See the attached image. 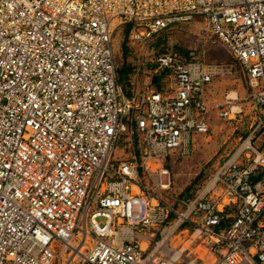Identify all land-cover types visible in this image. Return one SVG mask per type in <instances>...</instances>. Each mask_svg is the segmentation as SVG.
Segmentation results:
<instances>
[{"label": "built area", "instance_id": "2783aa9c", "mask_svg": "<svg viewBox=\"0 0 264 264\" xmlns=\"http://www.w3.org/2000/svg\"><path fill=\"white\" fill-rule=\"evenodd\" d=\"M197 22V53L144 54ZM125 31L131 70L151 81L165 69V87L119 82L113 43ZM216 39L231 62L200 54ZM234 61L253 126L174 208L162 159L207 132L206 85L235 76ZM263 121L264 0H0V264H67L83 248L86 264H264ZM120 135L137 155L112 159Z\"/></svg>", "mask_w": 264, "mask_h": 264}, {"label": "rangeland", "instance_id": "374dc122", "mask_svg": "<svg viewBox=\"0 0 264 264\" xmlns=\"http://www.w3.org/2000/svg\"><path fill=\"white\" fill-rule=\"evenodd\" d=\"M198 31L199 28L197 26H192L189 23L174 24L173 28L168 32L150 39L144 45V54L146 56H152L156 52L171 48L174 50H177L176 48L181 50H193L197 53ZM216 41L219 42L217 39ZM204 44L200 54L205 60H210L211 56H215L218 59L226 58L225 62L223 61L224 63L232 61V58L223 45L212 40L206 43L204 42ZM136 45L137 44H134L129 38H122L120 33L114 35L113 55L117 76L124 73V67L126 65L130 67V71L131 68L135 66L134 49ZM233 63L237 70L235 76L214 78L213 81L217 83L215 86L218 88V91L213 93V91L210 90L212 93H206L205 98L209 102V110L206 113L208 123L207 132L191 137L192 146L189 147L188 152H182L181 149H178L162 159V165L170 171L171 183L169 188L164 194H161V196L174 208L181 206L177 199L181 198V191L190 184L195 175L201 170L205 172L204 177L199 182L192 185L191 193L209 175L214 166L227 154L232 152L233 148L240 141L239 138L250 130V126H253L252 122L255 121L258 107L254 106L249 96L251 90L247 85L245 74L237 62L234 61ZM164 73L165 69L159 72V76L165 78ZM125 78H128V76ZM144 80H146L144 85L149 86V83H151L152 86L154 85V82H152V80L150 81V78H144ZM122 81L124 80L122 79ZM137 84L142 85L140 82ZM229 106H232V110H230L225 117L218 115L220 110H229ZM238 108L240 111L235 112L234 110ZM263 138L264 136L255 140V143L258 145L263 143ZM133 143H135L134 136L124 137V135H120L114 143L111 154L112 159L129 158L133 155V152L137 155L135 147H131ZM208 162H210V164H208ZM138 178L141 179V174L139 172ZM141 180L144 184L150 186L151 178L144 176ZM99 219L101 218H98V220ZM153 234L154 236L149 239V247H151L154 240L159 237L157 231H153ZM142 245L144 246L145 244L143 243ZM86 251L87 249L83 248L81 251L82 254L79 255H74L72 252V258L69 256V262L67 264H86L85 262L81 263L82 255L85 254ZM64 253L65 256H68L69 250H64ZM200 254L202 255V252ZM59 261L63 264L66 262V259L62 256L59 258Z\"/></svg>", "mask_w": 264, "mask_h": 264}, {"label": "crops", "instance_id": "0c3cea01", "mask_svg": "<svg viewBox=\"0 0 264 264\" xmlns=\"http://www.w3.org/2000/svg\"><path fill=\"white\" fill-rule=\"evenodd\" d=\"M200 24L201 23L197 22V23H192L191 25L192 26H197L199 28L198 33L199 34H203V31H201V29H200V26H201ZM207 41H209V40H207ZM207 41H205V43ZM212 41H214V42L219 43L220 45H222L220 42H217L216 40H212ZM197 44H198V42H197ZM204 45L205 44H203L202 47H204ZM225 60H226V58H219L218 59L215 56H211L210 57V60H207V61H211V62H223L224 61L225 62ZM124 69L126 70V72H124L123 74L119 75L118 76V80L126 88V90L129 91V89L132 86L134 87V85L136 83H138V82H140V83H143L144 82L143 84H145L146 80H143L142 76H138L136 73L132 72V70L130 71V67L128 65H126L124 67ZM124 76L125 77L128 76V78H125ZM120 77H122V78H120ZM122 79L125 81V83H124V81H122ZM126 79H127V81H126ZM152 82H154V85H153L154 87L151 85V83H149V86L151 88H158L160 86L165 87L168 84V80L166 78H162L160 76L153 78L152 79ZM128 83H129V85H128ZM216 84L217 83L212 80L210 83H208L206 85L205 96H206V93H210V92L212 93V91H213V93H215L216 91H218V88L215 86ZM126 85H128V86H126ZM143 86L146 87V85H143ZM210 90H212V91H210ZM149 243H150L149 240L148 241L146 240V242H144V244H145L144 246H146L147 248H149Z\"/></svg>", "mask_w": 264, "mask_h": 264}, {"label": "trees", "instance_id": "16d2710c", "mask_svg": "<svg viewBox=\"0 0 264 264\" xmlns=\"http://www.w3.org/2000/svg\"><path fill=\"white\" fill-rule=\"evenodd\" d=\"M126 35H127V31H125V35H124V38L126 37V39H127V36ZM176 49L177 50H181L179 48H176ZM124 72H126V70H124ZM260 146L264 149V142L261 143ZM208 164H210V162H208ZM204 174H205L204 170L199 171L195 175V177L191 180L190 184L187 185L185 188H183V190L180 193V195H181L182 198H187V197L191 196V194H192L191 193L192 185L195 184V183H197V182H199L204 177Z\"/></svg>", "mask_w": 264, "mask_h": 264}, {"label": "bare ground", "instance_id": "6f19581e", "mask_svg": "<svg viewBox=\"0 0 264 264\" xmlns=\"http://www.w3.org/2000/svg\"><path fill=\"white\" fill-rule=\"evenodd\" d=\"M75 252V251H74Z\"/></svg>", "mask_w": 264, "mask_h": 264}]
</instances>
